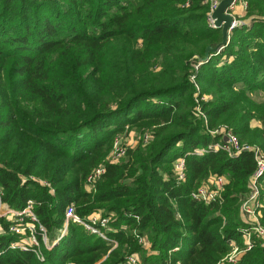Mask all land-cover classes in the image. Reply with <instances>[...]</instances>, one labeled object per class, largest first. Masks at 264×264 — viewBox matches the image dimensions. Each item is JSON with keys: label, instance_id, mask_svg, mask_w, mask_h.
Segmentation results:
<instances>
[{"label": "trees", "instance_id": "trees-1", "mask_svg": "<svg viewBox=\"0 0 264 264\" xmlns=\"http://www.w3.org/2000/svg\"><path fill=\"white\" fill-rule=\"evenodd\" d=\"M242 2L236 18L250 24L235 27L225 49L202 62L223 38L209 25L207 0H0L3 201L21 210L34 200L51 242L68 206L81 217H112L118 243L112 250L70 223L52 250L43 247L40 262L10 248L19 237L1 219L0 264H127L132 255L138 264H218L232 243L243 246L241 204L254 155L193 154L224 142L210 133L222 127L264 153V0ZM135 126L150 131L149 144L128 150L124 163L107 164L88 192V174L116 136ZM182 158L186 179L179 182L173 166ZM214 176L228 180L223 201L193 200ZM260 183L264 226V174ZM237 264H264V241L255 239Z\"/></svg>", "mask_w": 264, "mask_h": 264}, {"label": "built area", "instance_id": "built-area-1", "mask_svg": "<svg viewBox=\"0 0 264 264\" xmlns=\"http://www.w3.org/2000/svg\"><path fill=\"white\" fill-rule=\"evenodd\" d=\"M220 0H207L210 6L209 25L214 28L212 13L216 10ZM194 80V78H193ZM197 91H200L198 85H195ZM207 99L206 97L203 100ZM200 99L196 96V113L201 117L205 124H207V117L201 109ZM212 135H224V142H216L209 145L207 148L196 150L193 154L203 156L211 151H226L230 158H237L243 152H251L256 161V171L250 178V191L243 198L241 204L242 219L246 223V231L242 237L243 246L232 243V250L224 259L218 264H237L240 257L246 252L250 251L254 246V240L264 241V226L261 224V202L259 200L261 195L260 178L264 174V153L258 145L242 144L238 138L227 128L222 127L215 131H210ZM151 134L144 135L142 141L144 145L149 144L151 141ZM128 146L125 144L121 137H117L113 144V150L108 158V164H117L120 159L127 155ZM107 162L94 168L85 180V186L88 192H95L98 182L105 175L107 170ZM186 159L182 158L174 163L173 171L178 178L179 182L186 179ZM228 180L225 176L211 177L207 182L203 183L196 190L191 193V198L197 202L210 205L213 203H221L223 201V194L226 189ZM44 185H48L44 183ZM36 202L29 200L26 206L21 210L11 208L3 201V192L0 190V220L8 222V232L16 235L19 239L13 242L10 246L12 250H20L23 252L34 253L40 262L45 261V254L43 247L52 250L56 244L67 234L70 223L82 226L89 234L98 236L103 240L113 244L112 250L118 247V243L114 240L110 233L116 230L111 227L113 218L103 216L101 213H95L87 217H81L77 214L73 205L68 206L66 209V220L64 228L61 230L60 236L54 242L49 240L47 228L40 222L35 208ZM5 229L0 224V234L5 233ZM255 238V239H254ZM138 242L146 249L150 248L145 237H138ZM177 251V249H175ZM139 257L132 255L128 258L127 264H138ZM72 264V263H69Z\"/></svg>", "mask_w": 264, "mask_h": 264}, {"label": "water", "instance_id": "water-1", "mask_svg": "<svg viewBox=\"0 0 264 264\" xmlns=\"http://www.w3.org/2000/svg\"><path fill=\"white\" fill-rule=\"evenodd\" d=\"M236 2L237 0H220L216 10L212 13L211 18L213 20L214 28L222 30L223 38L222 42L215 48H207L202 62L209 60L212 56L221 53L225 49L229 43L232 30L235 27L248 24L238 21L233 15L232 10Z\"/></svg>", "mask_w": 264, "mask_h": 264}, {"label": "rangeland", "instance_id": "rangeland-1", "mask_svg": "<svg viewBox=\"0 0 264 264\" xmlns=\"http://www.w3.org/2000/svg\"><path fill=\"white\" fill-rule=\"evenodd\" d=\"M241 1H243V0H241ZM236 16V15H235ZM240 22H245V23H248V24H250V19L249 20H246V21H240ZM210 99V97H207V99H205V100H209ZM254 125H257V123H254ZM148 132H150L149 130L147 131V130H145V129H138V127L137 126H135V127H131V128H129V127H127L126 129H125V131L124 132H122V133H120V134H118L117 136H116V138L117 137H121L122 139H123V141L125 142V144L128 146V150H130V149H135L136 147H138V146H147V145H144L143 144V141H142V139H143V137H144V135L145 134H147ZM144 134V135H143ZM115 138V139H116ZM199 149H202V148H197V149H195L194 150V152L196 151V150H199ZM112 150H113V146H112V148H111V150L109 151V153H108V155L106 156V158L104 159V161L102 162V163H100L99 165H97V167L98 166H100L101 164H105L107 161H108V158H109V155L111 154V152H112ZM193 152V153H194ZM205 155V154H204ZM203 155V156H204ZM126 160V156L124 157V158H122V159H120L119 160V162L117 163V164H121V163H124V161ZM107 164H108V162H107ZM96 168V167H95ZM94 169V168H93ZM92 172V171H91ZM90 172V173H91ZM89 173V174H90ZM88 174V175H89ZM87 178V177H86ZM86 180V179H85ZM93 193H95V192H93ZM140 258V257H139Z\"/></svg>", "mask_w": 264, "mask_h": 264}, {"label": "crops", "instance_id": "crops-1", "mask_svg": "<svg viewBox=\"0 0 264 264\" xmlns=\"http://www.w3.org/2000/svg\"><path fill=\"white\" fill-rule=\"evenodd\" d=\"M244 8H245L244 2H242L241 0H237L236 4L233 6V10H232L233 15L235 16L238 13L241 14Z\"/></svg>", "mask_w": 264, "mask_h": 264}]
</instances>
